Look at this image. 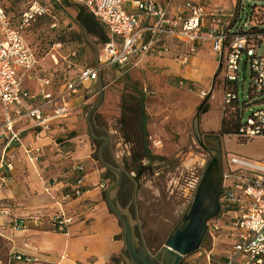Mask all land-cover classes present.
<instances>
[{
    "label": "rangeland",
    "instance_id": "rangeland-1",
    "mask_svg": "<svg viewBox=\"0 0 264 264\" xmlns=\"http://www.w3.org/2000/svg\"><path fill=\"white\" fill-rule=\"evenodd\" d=\"M44 1L54 7L59 19L57 27H52L51 19L41 18L27 31L26 40L36 53L43 76L51 80V88L56 91L70 77L69 73L73 75L82 68L97 65L105 45L103 41L108 35L102 26L94 35L87 34L80 27L76 21L79 9L86 11L80 3L65 1L55 6V0ZM29 2L0 0V6L18 18ZM254 5L262 7L264 2L241 4L231 29L233 33L247 32L251 28L244 24H249L252 14L249 8ZM260 13L258 19L264 22V12ZM258 27L264 29V23ZM259 54L264 57V38ZM244 60L240 64L237 81L229 86L221 79L219 57L207 50L197 53L189 64L165 56L148 59L126 73L115 66L105 68L97 81L84 85V91L71 97L68 118L43 136L39 144L44 145V149L37 166L33 167L34 171L45 183L55 181L60 189L73 184L72 178H65L75 164L71 153L86 143L94 160L90 172H95L103 180L106 171L98 161L102 138L111 141L109 157L119 163L130 155L134 166L160 154H164L166 159L172 157L178 167L170 174L162 175L161 181L149 175V167L141 172L139 201L143 206L140 219L145 226L144 233H151L155 224L152 216L156 205L154 200L158 199L155 189L158 187L161 193L166 194L167 188L178 186L179 178L182 180L191 175L193 159L184 158L186 153L204 159L195 149L194 135L198 131L203 132L204 116L218 115L222 121L233 113V106L224 104L225 92L237 94V102L245 112V118L251 115L250 109L264 108V93H254L250 89V69ZM206 102L209 112L197 114ZM52 122L57 124L58 121ZM216 133L222 137L223 144L225 135L220 131ZM72 138L74 142L69 143ZM156 141H161L165 148L159 151L154 145ZM223 146L227 147V144ZM229 146L234 149L235 143ZM100 203L81 212L76 207L77 203H73L69 210L75 215V223L63 236L45 225L43 228L30 225L26 229H17L16 223L25 219L13 212L20 204L12 211L7 203L0 202V214L7 217L0 224V264H4L12 252H24L30 250V246L42 248L43 245L49 246L54 256H66L63 264H131L117 217L105 202L101 200ZM204 249L219 252V247H213L211 240L207 246L184 257L181 264H209ZM157 251L153 248L150 252L154 254ZM211 264L220 263L211 259Z\"/></svg>",
    "mask_w": 264,
    "mask_h": 264
},
{
    "label": "built area",
    "instance_id": "built-area-1",
    "mask_svg": "<svg viewBox=\"0 0 264 264\" xmlns=\"http://www.w3.org/2000/svg\"><path fill=\"white\" fill-rule=\"evenodd\" d=\"M65 1L80 3L106 29L108 41L95 67L69 73L70 77L56 91L51 88V80L43 76L36 53L26 40L27 31L41 18L51 19L52 27H57L59 19L54 7L44 0H30L16 18L0 6V189L13 179L16 156L11 149L15 144L22 145L23 133L32 135L35 146L27 147L25 152L35 164L43 150L36 143L55 126L53 120L59 126L68 118L71 97L84 91L85 84L97 81L107 67L115 66L126 73L149 58L165 57L171 52L172 41L187 48L181 56L183 64L204 48L220 55L221 79L227 86L237 81L245 58L250 69V89L264 93V57L259 54L262 36L231 31L240 8L207 9L204 4L190 0L174 12L166 0H130L132 10L126 9V0H55L54 3L58 6ZM246 25L252 27V22ZM32 81L37 84L36 90L28 86ZM237 100L236 93L225 92L223 96L227 106ZM250 112L247 118L245 112L241 114L238 138L250 140L264 135V108ZM90 174L84 163H75L65 177L72 178L73 184L54 191L55 181L45 183V192L57 210L52 215L38 213L30 220H47L51 230L66 234L74 222L68 205L86 192ZM220 205V217L209 225L213 247L217 245L219 252L204 249L209 264L211 259L220 264H264V163L240 156L228 157L223 167ZM15 226L26 229L27 221H19ZM4 264L60 262L12 252Z\"/></svg>",
    "mask_w": 264,
    "mask_h": 264
},
{
    "label": "flooded vegetation",
    "instance_id": "flooded-vegetation-1",
    "mask_svg": "<svg viewBox=\"0 0 264 264\" xmlns=\"http://www.w3.org/2000/svg\"><path fill=\"white\" fill-rule=\"evenodd\" d=\"M221 141L222 137L216 132L205 133L198 131L194 135L193 143L195 149H197V153L202 155L204 159L196 157L194 154L189 155L186 153L185 156L183 155L184 158L193 159L194 167L191 175L182 180L179 178L180 182H178V186L167 188L166 194L161 193L158 187L155 189V195L158 197V199H153L154 202H156L154 214L152 215L153 220L155 219V224L152 227L153 231L149 234H145V226L140 219L141 207L143 206L139 201L141 172L145 171L146 167H149V175L151 177L154 175L161 181L160 178H162V175H168L171 171L176 170L178 164L172 157V159H166L164 154L154 155L155 157H152L150 161L140 162L137 166L133 164L132 155L119 163L109 157L111 141L107 138L102 139V145L100 146H102V158L105 163V165L102 166L106 171L104 176L105 183L103 184L106 205L110 210L106 201L107 191L111 184L117 181L116 174L107 167L109 166L114 169H119L121 175L116 197L112 203L115 207H117V205L122 207L129 213L133 220L138 221V225L135 226V233L139 239L140 247H145L149 252L155 248L158 251L154 254L150 253L156 255L167 246L169 239L175 238L179 233L191 230L190 233L195 237L200 229V223L208 217L210 218L205 223L206 234L200 243L199 249L207 246L211 242L212 238L209 234V225L211 221L219 218L222 213L220 198L222 194V175L226 156L223 154ZM154 145L159 151L165 148V145L162 144L161 141L154 142ZM216 158L222 162V171L215 165ZM208 169H210L208 175L211 183L204 199L199 200V188ZM219 188L220 194L218 195L219 192H217V189ZM179 191L180 193H178ZM217 199L218 207L215 204ZM193 210L196 213L194 217L196 220H193L194 218L191 216ZM119 223L122 229L123 224L120 221ZM123 245H125L124 237ZM127 255L129 256L128 253ZM160 261L161 258H158L155 263L160 264Z\"/></svg>",
    "mask_w": 264,
    "mask_h": 264
},
{
    "label": "crops",
    "instance_id": "crops-1",
    "mask_svg": "<svg viewBox=\"0 0 264 264\" xmlns=\"http://www.w3.org/2000/svg\"><path fill=\"white\" fill-rule=\"evenodd\" d=\"M166 1L170 5V10L174 12V11L181 10L183 8L184 3L187 0H166ZM190 1L202 3L205 5L207 9L217 8V9H227V10L236 11V9L240 8L243 2L250 3L251 1H254V0H190ZM125 7L128 10H132V4L130 0H126ZM186 50L187 48L185 45H182L176 41H172L171 52L167 56L175 57L176 59L181 60V56L186 52ZM202 50L209 51L207 48H204ZM212 54L214 56L219 57V64H220V55L214 54V53ZM193 57L189 60L187 64L191 62ZM88 84H92V83H88ZM28 86L30 87L31 90L37 89V84L34 81L29 82ZM216 117H217V120L214 121L213 124L205 123L204 128H202L203 132L208 133V132H219L220 131L221 118H219L218 115ZM56 126L57 125L55 124L54 127ZM46 133H43L42 136L46 135ZM21 142H22V145L15 144L11 149V152H13L16 156L15 170L12 173V178H13L12 181L6 186L5 189L3 190L2 188L0 189V202L3 204L7 203L9 208L12 209V211L14 210L13 209L14 207L20 204V207L15 208L13 212L15 215L22 216L25 218L24 220L27 221L26 228L30 225L36 226V227L41 226L43 228V225H45L47 228L50 229L47 220H43L41 222H35V221L30 220L33 217H35L38 213H45V214L52 215L56 212L57 208L53 200L51 199V197L44 193L45 182L42 179H40L39 174L37 175L36 172L34 171L33 167H36L38 162L35 164H32L29 161L28 156L26 155L25 149L30 146H35L31 133L30 132L23 133ZM68 142L72 143L74 142V139L72 138L68 140ZM232 142L235 143L234 149L230 148L229 146L230 144H232ZM39 143H36V144L40 145ZM225 143L227 144V147L223 146L225 145ZM40 146L43 147L44 145H40ZM222 147H223V150L227 154L225 160L228 157L231 158L232 156H240L250 161H258V162L264 163V135L256 136L248 140L246 143H241L237 136H225ZM90 152L91 150L89 146L86 143H83L82 146L80 145L77 146V148L71 153V155L73 156L75 163H84L89 168V171H91V168L94 166V160L92 159V156H91L92 154ZM232 152L235 153L236 155L232 154ZM98 161H99V158H98ZM94 173L95 172H93V174L92 173L90 174L87 190L83 194V196L77 200L72 201L68 205V213L73 218L75 215L71 213L72 211L70 212L69 210V207L72 206L73 203H77L76 207L81 212L83 211L84 208L94 206V204L98 203V205H100L101 200L102 202H105V195H104L105 189L101 187L103 186L105 181L104 179L102 180L100 177H98ZM65 175L67 176L68 173ZM58 189L59 187L57 185L53 186L52 188V190L54 191ZM4 198H6L5 199L6 202L5 201L3 202ZM9 208L8 209L6 208L5 210L8 211ZM5 219H7V217H4L0 214V224H3ZM74 223H75V220L73 224L70 227H68L67 231L71 229ZM63 236H66V235H63ZM30 248H31L30 250H27L21 253L32 255V256L46 259V260L53 261V262H60V264H63L64 261L66 260V256L64 260L60 261L62 256L57 257V256H54V254H51V250H49L51 248H49V246L43 245L42 248H40V246H35V247L30 246Z\"/></svg>",
    "mask_w": 264,
    "mask_h": 264
},
{
    "label": "water",
    "instance_id": "water-1",
    "mask_svg": "<svg viewBox=\"0 0 264 264\" xmlns=\"http://www.w3.org/2000/svg\"><path fill=\"white\" fill-rule=\"evenodd\" d=\"M244 62L246 63V61ZM197 114H199V110ZM98 158L99 162L102 165H105L102 158V146H100L99 148ZM215 165H217L220 171H222V162H220L218 158L215 159ZM107 167L113 170V172L116 174L117 181L115 183H112L110 188L108 189L106 201L115 217H117V219L123 224L122 231L125 242L124 249L129 254L128 259L131 264H156L155 261L158 258H161L160 264H181L184 257L199 250L200 243L204 239V236L206 234L205 223L210 217L204 219L202 223H200V229L195 237L190 233L191 230H186L183 233H179L175 238L169 239V241L167 242V246L159 251L156 255H152L145 247H140L139 239L137 238L135 233V226L138 225V221L133 220L129 213L122 207H120L119 205L115 207L112 203V201L116 197V192L118 190L119 181L121 178L120 170L114 169L109 166ZM209 171L210 169H208L205 173V176L199 188V200L204 199L205 194L208 192V188L211 183L208 175ZM217 192H219V195L220 188L217 189ZM215 204L217 207L219 206L218 199L215 201ZM191 216H193L192 218L196 216L194 210L192 211ZM193 220L196 219L194 218Z\"/></svg>",
    "mask_w": 264,
    "mask_h": 264
},
{
    "label": "trees",
    "instance_id": "trees-1",
    "mask_svg": "<svg viewBox=\"0 0 264 264\" xmlns=\"http://www.w3.org/2000/svg\"><path fill=\"white\" fill-rule=\"evenodd\" d=\"M254 1L264 2V0H254ZM250 9L252 11L251 20H250L252 22V27L250 28V30L247 31V33L251 35H261L262 38L259 40V43L261 44L264 38V29L259 28L258 25H261L264 22H261L258 18L261 14L260 12H264V6L259 7L257 5H254L250 7ZM76 21L80 25V27L87 34H90V35H94L97 29H101V25L94 19L92 15L87 13L83 8L79 9V13H78ZM107 41H108V38L106 37L103 43L106 44ZM235 104H237V106ZM239 105L240 104L237 101H235L233 105H231L233 106V108H231L233 109L232 111L233 113L229 116L226 115V117L221 121L220 132L222 135H225V136H237L238 135L239 126H240V118H241V114L243 113ZM208 112H209V104L206 102L202 105V107H200L199 114L204 115ZM238 139L241 143H246L248 141V140H244L241 138H238Z\"/></svg>",
    "mask_w": 264,
    "mask_h": 264
},
{
    "label": "bare ground",
    "instance_id": "bare-ground-1",
    "mask_svg": "<svg viewBox=\"0 0 264 264\" xmlns=\"http://www.w3.org/2000/svg\"><path fill=\"white\" fill-rule=\"evenodd\" d=\"M204 119H205V123L213 124L214 121L217 120V117L215 115H213V116H204Z\"/></svg>",
    "mask_w": 264,
    "mask_h": 264
}]
</instances>
